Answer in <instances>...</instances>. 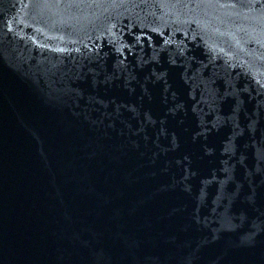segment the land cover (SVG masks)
<instances>
[{"label": "water", "instance_id": "1", "mask_svg": "<svg viewBox=\"0 0 264 264\" xmlns=\"http://www.w3.org/2000/svg\"><path fill=\"white\" fill-rule=\"evenodd\" d=\"M0 264H264V0H0Z\"/></svg>", "mask_w": 264, "mask_h": 264}]
</instances>
